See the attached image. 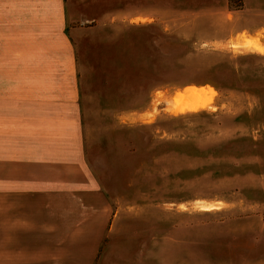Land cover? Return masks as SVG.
<instances>
[{"label": "rangeland", "instance_id": "374dc122", "mask_svg": "<svg viewBox=\"0 0 264 264\" xmlns=\"http://www.w3.org/2000/svg\"><path fill=\"white\" fill-rule=\"evenodd\" d=\"M157 33L80 32L79 107L17 105L72 96L74 81H0L1 249L90 250L67 233L95 183L112 198L128 185L129 204L148 203L150 261L264 264V31L219 48Z\"/></svg>", "mask_w": 264, "mask_h": 264}, {"label": "crops", "instance_id": "0c3cea01", "mask_svg": "<svg viewBox=\"0 0 264 264\" xmlns=\"http://www.w3.org/2000/svg\"><path fill=\"white\" fill-rule=\"evenodd\" d=\"M121 1L0 0V81H74L76 92L69 96L61 90L56 98L34 96L28 104L17 105L80 106L79 46L85 51L80 32L113 30L117 37L122 29L156 25L160 28L156 40L170 39L181 48L192 43L219 48L242 45L239 37L245 32L252 39L264 31V0H244L240 9L231 8L229 0H154L156 5L149 4L152 0H123V6ZM145 17V23L136 21ZM51 85L46 83L44 90L48 92ZM123 192L112 198L90 183L80 191L79 201H74L77 213L70 217L67 236L82 245L89 243L90 250L83 246H50L38 251L0 248V264H161L149 258L148 203L129 204L128 185ZM61 215L53 222L56 232L65 229ZM143 223L145 231L141 230ZM51 238L64 240L60 235ZM39 252L44 256L39 257Z\"/></svg>", "mask_w": 264, "mask_h": 264}, {"label": "bare ground", "instance_id": "6f19581e", "mask_svg": "<svg viewBox=\"0 0 264 264\" xmlns=\"http://www.w3.org/2000/svg\"><path fill=\"white\" fill-rule=\"evenodd\" d=\"M198 90H201V88H196V89H191V91H193V92H197ZM190 91V93L189 94H191V93H193V92H191ZM198 105H196V104H192V105H189V106H187V107H190V108H196ZM186 107L184 106H182V107H178V111H180V110H183V109H185Z\"/></svg>", "mask_w": 264, "mask_h": 264}, {"label": "trees", "instance_id": "16d2710c", "mask_svg": "<svg viewBox=\"0 0 264 264\" xmlns=\"http://www.w3.org/2000/svg\"><path fill=\"white\" fill-rule=\"evenodd\" d=\"M238 1V0H237Z\"/></svg>", "mask_w": 264, "mask_h": 264}]
</instances>
